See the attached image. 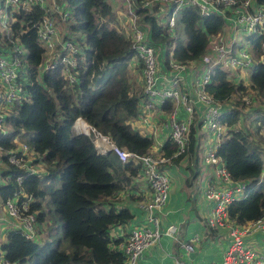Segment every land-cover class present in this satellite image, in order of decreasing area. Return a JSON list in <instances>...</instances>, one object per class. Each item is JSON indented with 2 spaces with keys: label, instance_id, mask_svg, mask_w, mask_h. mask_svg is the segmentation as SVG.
Returning a JSON list of instances; mask_svg holds the SVG:
<instances>
[{
  "label": "trees",
  "instance_id": "1",
  "mask_svg": "<svg viewBox=\"0 0 264 264\" xmlns=\"http://www.w3.org/2000/svg\"><path fill=\"white\" fill-rule=\"evenodd\" d=\"M142 1L132 0L134 12L138 24L147 29V43L157 51L162 49L163 69L166 71L169 59L186 66L198 61V65L194 63L195 68L202 66L200 57L208 38L222 31L224 21L220 15L201 16L193 5L181 6L175 14L184 35V39L179 40L160 21L168 17L172 8L164 12L158 3L142 7ZM54 2L66 13L63 20L60 14L34 4L26 10L20 5L13 6L15 10H9V18L6 20L5 16V20L0 21L4 27L0 32V53L6 50L10 52V61L18 62L20 84L22 71L27 78L26 85L22 86L25 98L9 105L11 113L5 121L10 130L0 133L3 154L0 202L4 204L6 199H13L20 216L32 213L35 221H42L41 203L47 194L69 251L60 250L59 238L37 243L25 238L16 228H10L5 243L0 246L1 258L16 264H121L123 254L112 248L120 243V238L111 237L110 231L126 224L132 215L126 207L117 208L113 202L129 177L140 173L139 164L122 163L111 151L97 153L91 135L76 134L73 124L80 118L117 147L139 155L147 154L152 139L130 125V121L137 118L143 99L141 66L131 41L113 26L114 14L108 0ZM256 2L264 4V0ZM46 18L57 28L65 24L67 31L60 33L62 40L70 33L79 35L74 41L77 44L75 64L69 71L75 79L72 83L61 74L64 68L61 64L41 73V83L36 81L43 54L37 26ZM247 40L253 57L246 68L249 72L247 86L232 82L228 71L220 65L210 67L209 82L204 85L205 92L215 103L222 105L234 97L235 107L224 108L219 116L226 134L220 137L215 154L232 180L248 181L245 197L233 200L226 209L227 217L235 224L264 218V182L260 179L264 152L256 145L250 147L245 131L233 128L240 119L238 107L244 105L241 100L244 93L253 98L264 97V36H249ZM15 44L21 52L12 51ZM131 61L139 74L140 87L128 75ZM161 109L167 113L169 102L165 101ZM191 125L187 145L190 153L194 131ZM13 136L38 158L43 170L40 176L8 162L6 152L15 146L11 141ZM175 149L167 136L158 151L163 157H169ZM183 157L184 154L171 158L170 162L178 163ZM55 180L59 186L52 188ZM24 195L30 196L25 210L21 208Z\"/></svg>",
  "mask_w": 264,
  "mask_h": 264
},
{
  "label": "built area",
  "instance_id": "2",
  "mask_svg": "<svg viewBox=\"0 0 264 264\" xmlns=\"http://www.w3.org/2000/svg\"><path fill=\"white\" fill-rule=\"evenodd\" d=\"M51 8L44 5L43 0H2L0 6V14L5 16V11L11 6H21L26 10L30 5L37 4L42 8L60 14L61 20L66 16L62 12L61 6L51 0ZM122 7L116 10V17L113 18V26L127 37L135 50L136 59L141 66L142 76V93L143 99L140 104L145 110H154V107L160 108L162 104L169 102V111L166 113L165 121L168 129V138L174 143L176 149L169 157H163L159 151L154 150L155 143H152L150 151L147 154L139 155L134 152L124 150L117 147L105 135L86 124L80 118H76L73 124V131L76 134L86 136L91 135V142L97 153L105 154L111 151L120 162L132 161L139 164L140 175L149 190V195L142 201L140 208L145 213L143 224L135 225L125 233V238L113 245L112 248L119 250L123 256L121 264H136L140 254L145 249L153 246L159 239L161 231L158 229L159 218L157 213L160 211L168 193L169 179L165 172L166 164L170 163L171 158L186 154L188 150L189 128L195 120L196 110L194 102H199L202 106V118L206 129L214 133L218 139L226 134L225 127L219 122V116L224 112V103L220 105L212 101L205 90L204 85L209 82L210 67L220 65L224 70L227 68L233 70H244L252 62V53L246 48L241 47L237 42L236 36L240 31L245 33L246 47L249 49L247 38L249 36H264V4L257 3L256 0H143L142 7H147L151 3L161 4L165 12L172 8L168 17L162 22L171 31L174 36L173 26L175 22V14L183 5H193L198 9L201 16L210 13H216L227 22H229L227 38L223 34V30L213 36L205 48L204 53L200 57L202 65L201 71L198 73L195 66L183 65L177 61L169 59L166 71L159 68L156 61L155 53L157 49L151 45L142 43L143 36L147 41V29L138 24V17L134 12L132 0H122ZM3 18V17H2ZM3 21V20H2ZM117 26V27H116ZM56 33L52 31V27L46 19L37 26V38L43 49L41 61L37 67L38 70L45 72L54 69L57 64L64 66V76L69 83L75 81L71 76L70 68L74 66V56L77 52V44L70 38L61 39L58 44L51 41V37ZM54 40V39H53ZM12 51L21 52L15 44ZM53 54L55 59L49 62V56ZM163 59V57H162ZM161 59V63H162ZM18 62L16 60H7L0 55V133L8 131V125L5 121L6 116L11 113V106L14 101L23 100L24 95L17 94L15 88L20 86L17 81ZM194 72V78L190 83L191 89L184 84L182 72ZM62 71V70H61ZM242 96L241 100L245 103L251 101L248 95ZM8 108V112H6ZM142 124L147 125L146 117L142 116ZM264 133V126L262 128ZM11 141L15 145L13 149L6 152L8 162L15 166L27 168L30 172L40 176L41 173L32 167L33 162L28 158L29 153H33L24 143L17 140V136H13ZM216 143L213 147L204 151V165L213 169V178L211 183H207L202 188V196L211 203L209 215L204 221V225L210 229H223L228 240L226 249L218 262H207L204 264H264V250L257 251L244 243L243 238L251 233L258 232L264 241V218H260L243 224H235L227 217V206L235 199L245 197L248 181H234L224 168V164L220 157L215 154ZM161 144L157 143V147ZM264 171V169H263ZM262 171V173H263ZM263 178L262 175L260 179ZM20 183V177L16 179ZM21 208L26 209L29 195H24ZM4 209L8 217L13 220V225L20 233L28 239L36 240V235L40 234L36 226L33 214L28 213L20 216L15 200L6 199ZM120 233L121 227H116ZM112 230V229H111ZM175 227L167 226L163 234L172 235ZM111 232V231H110ZM111 237L112 236L110 233ZM37 241V240H36ZM199 244V236L193 235L185 242L178 245L185 255L193 251V246ZM0 264H16L8 262L0 258ZM174 264H187L180 259H174Z\"/></svg>",
  "mask_w": 264,
  "mask_h": 264
},
{
  "label": "crops",
  "instance_id": "3",
  "mask_svg": "<svg viewBox=\"0 0 264 264\" xmlns=\"http://www.w3.org/2000/svg\"><path fill=\"white\" fill-rule=\"evenodd\" d=\"M108 1L112 5L115 19L116 10L121 9L120 2L122 0ZM228 31V27H225L223 30V34L226 38L228 36ZM194 63L196 65L199 64L198 61ZM194 63L193 65L196 67ZM158 65L161 70L165 71L161 64V58L158 60ZM134 67L135 63L131 61L128 71L130 75L134 74L138 78V73ZM201 68L202 66L197 68V71H201ZM188 71L189 70H185V72H182V77L184 78L185 86L191 89L190 83L192 82V78H194V72ZM237 72L239 74H236ZM237 72L228 71L229 77H237L236 79H231L232 82L236 83L239 81L244 86H247V74L244 71ZM232 98L233 97L222 106L230 109ZM194 108L196 110V115L194 116L195 123H193L192 126L194 127L195 124V131L192 133L193 143L191 153L187 152L178 163L170 162L165 167V172L169 179L168 190H170V193L169 196L167 193V197L160 211L157 213L159 218L158 229L161 231V234L158 241L153 246L142 251L136 264H174V259H180L187 264H204L211 261L218 262L221 260L228 244L224 228L210 230L204 225V221L209 215L211 203L203 198L201 191L207 183H211L212 179H214V172L210 166L204 165L202 161L204 151L202 150L211 148L213 145L210 146V140H205L204 137L200 138L196 135L198 131L196 128L201 127L202 123L204 124L202 118L203 106L195 101ZM159 109L160 108L154 107V110L148 111L140 104L137 118L130 121L131 127L137 130L141 135L151 138L153 143L156 142L154 146L156 152L158 151L157 143L161 144L168 136V129L165 124L167 115L166 113H162ZM197 115H199V117L196 119ZM142 116L146 117V126L142 124ZM262 119H264V115ZM254 120L258 121L261 120V118ZM237 123L234 126L238 128ZM245 125L248 127V124ZM262 151L264 152V150ZM200 152L202 154L201 163L204 166L202 173H199V162L196 159ZM192 156L195 157V160L186 165V157L190 158ZM197 176H199L200 179L196 181ZM126 185L128 186L117 194V205L119 207H126L132 215L131 219L126 224L120 226L122 233H120L119 229L116 227L110 232L112 236L120 238V242L125 238V233H127L132 226L143 224L145 213L140 206L142 201L149 195L146 182L140 174L129 177V181ZM170 225L175 227L174 233L172 235L163 234L164 229ZM9 229L10 222H5L3 227L0 228V232H2L4 238ZM193 235L199 236V244L193 246V251L190 252L193 253L192 257H188L178 244L187 241L189 237ZM243 240L246 245L257 251L261 252L264 250V241L258 232L245 236ZM2 244H4V242ZM1 254L2 253H0V255Z\"/></svg>",
  "mask_w": 264,
  "mask_h": 264
},
{
  "label": "rangeland",
  "instance_id": "4",
  "mask_svg": "<svg viewBox=\"0 0 264 264\" xmlns=\"http://www.w3.org/2000/svg\"><path fill=\"white\" fill-rule=\"evenodd\" d=\"M43 3L48 8L52 9V7H51L52 1L51 0H43ZM12 7L13 6L9 7L5 11L6 20L9 18V16H8L9 15V10H15V8H12ZM121 7H122V2H120V8ZM111 9H112V7H111ZM163 9H164V7L162 8V11H163ZM5 16L1 15L0 16V21L5 20ZM176 17L177 16H175V18H174L175 22H174L173 28L175 30H173L174 31L173 35L175 37H177L179 40H183L184 39V35H183L182 30H181L180 24L177 22V18ZM46 20L51 25L52 31H54L56 33L55 36L51 37V41L50 42H52V41L54 43L58 42V44H59L61 42L60 33H65L67 31L66 30L67 28H66L65 24H59V28H57L56 26L53 25L54 23L52 22L51 19L46 18ZM164 20L162 19L160 21L163 22ZM0 24H1V22H0ZM225 27H229V22H227L226 20H224V25H223L222 30ZM3 29H4V27L1 26L0 32H2ZM142 36H143L142 43L144 45H149L147 43L146 39H145V36L143 34H142ZM244 36H245V33L243 31H240L239 35L236 36V38H237L236 41L240 42V44H241L240 48L244 47V48L247 49L248 52H250L248 47L245 46L246 42H245V37ZM66 37H68L71 40L75 41L76 38L79 37V35L75 34V33H70V34H67ZM210 38L211 37L208 38V42H209ZM172 47H173V44L170 46L169 49H172ZM0 55L4 59L10 60V57H11L10 56V52H7L6 50H4V51L2 50ZM162 55H163L162 49L158 50L155 53L156 61L160 60ZM54 59H55L54 55L51 54L49 56V62H51ZM227 71L235 72V73L237 71H242V72L244 71L247 74V78H248V74H249L248 70H246V69H244V70H233V69L227 68ZM41 73H43V72L41 70L37 69L36 81L40 82V83H41V81H40ZM61 74L64 75V70L63 69L61 71ZM236 74H239V73L237 72ZM128 75L134 81L135 85L140 87L139 74H138V78H137L136 75H134V74L130 75V72L128 71ZM20 77H21L20 78L21 79V84H20V86H17L15 88V92L17 94L25 95L26 92H25V89L23 87L26 85L27 78H26V75H25V73L23 71L21 72ZM236 78L237 77H233L231 79H236ZM245 95H248L250 97L251 101L249 103H245V105H243V106H239L238 107L239 110H240V119L238 120V123H237L238 124V128L242 129L243 131L246 132V136L250 140V141L247 140L249 142L250 147H253V146L256 145L261 150H264V133L262 131V128L264 126V119H262V116L264 115V97L253 98L252 95L249 94V93H246ZM233 100H234V97L231 99V103H232L231 108L235 107V106H233V103H234ZM252 108H254V109H252ZM242 109H243V111H242ZM8 111H10V110H8V108H6V112H8ZM198 117H199V115H197L196 119ZM257 118H261V120H258V121L254 120V119H257ZM193 123H195V122H192V125H193ZM196 123H197V121H196ZM245 124H248V127ZM194 127H195V124H194ZM7 128L10 129L9 126ZM236 128H237V126H234V129H236ZM196 130H198L197 134H196L197 136H199L200 138L204 137L205 140H210L209 141L210 142V146H212V145L214 146L221 139V138L217 139L215 137L214 133L208 131L206 129V126L203 123L201 124V127L196 128ZM194 131H195V128H194ZM206 149H204L202 151H205ZM2 156H3V154L0 152V158ZM201 156H202V154L200 152L198 154L197 158H196L198 160V162H199V166H198V169L200 171L199 173H202V170L204 168L203 164L201 163ZM28 158L33 161L32 162V167L37 171V173L43 172V170L41 169V166H40V161H38V158L33 153H29L28 154ZM186 158H187L186 159V165L192 163L195 160L194 156H192L190 158L189 157H186ZM262 174H263V182H264V171H263ZM198 177L199 176H197L196 181L200 179V177L199 178ZM43 184L46 185L47 183L43 182ZM58 186H59V182L57 180H55L51 187L55 188V187H58ZM127 186L128 185L123 186L120 189V191H123L125 189V187H127ZM46 193H47V191H46ZM169 193H170V190H168V196H169ZM117 201L118 200H117V196H116V199L113 202V204L115 205V207L119 208V206L117 205ZM0 208H4V206H3V204L1 202H0ZM40 212L42 214V219H41L42 221H36V226H38V227L41 226L42 229L40 230L41 233L36 235L37 243H43L47 238H50L53 241H55L56 239L59 238V240H60L59 241L60 250H63V251L65 250L66 252H68L69 251L68 250V248H69L68 242H67V240L65 238H62L61 229H60V223H59L58 219L56 218V216H55V214L53 212L52 205L48 201L47 194H45V199L41 203ZM12 221L13 220L10 217L7 216L5 209H0V228L3 227V224L5 222H12ZM47 234H49L50 236L48 237ZM3 242L5 243V238L3 237L2 232H0V246H1V244Z\"/></svg>",
  "mask_w": 264,
  "mask_h": 264
},
{
  "label": "clouds",
  "instance_id": "5",
  "mask_svg": "<svg viewBox=\"0 0 264 264\" xmlns=\"http://www.w3.org/2000/svg\"><path fill=\"white\" fill-rule=\"evenodd\" d=\"M165 54V53H164ZM43 173V172H42ZM30 201V200H29ZM36 222V221H35ZM10 228H16L14 225H13V221L12 222H10ZM37 228H38V231H39V233H41L40 232V230L42 229V227L41 226H37ZM19 231V230H18ZM1 256H2V254L0 255V258H1Z\"/></svg>",
  "mask_w": 264,
  "mask_h": 264
},
{
  "label": "water",
  "instance_id": "6",
  "mask_svg": "<svg viewBox=\"0 0 264 264\" xmlns=\"http://www.w3.org/2000/svg\"><path fill=\"white\" fill-rule=\"evenodd\" d=\"M192 254H193V253H189V254H188V257H192Z\"/></svg>",
  "mask_w": 264,
  "mask_h": 264
}]
</instances>
